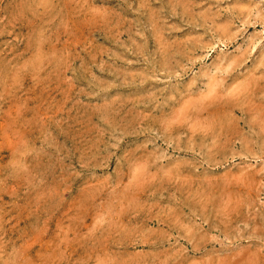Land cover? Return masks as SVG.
Here are the masks:
<instances>
[{"label": "rangeland", "instance_id": "obj_1", "mask_svg": "<svg viewBox=\"0 0 264 264\" xmlns=\"http://www.w3.org/2000/svg\"><path fill=\"white\" fill-rule=\"evenodd\" d=\"M0 264H264V0H0Z\"/></svg>", "mask_w": 264, "mask_h": 264}]
</instances>
